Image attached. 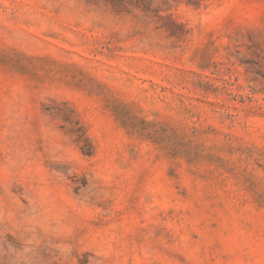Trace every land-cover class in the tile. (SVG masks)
Listing matches in <instances>:
<instances>
[{
    "label": "rangeland",
    "instance_id": "obj_1",
    "mask_svg": "<svg viewBox=\"0 0 264 264\" xmlns=\"http://www.w3.org/2000/svg\"><path fill=\"white\" fill-rule=\"evenodd\" d=\"M0 264H264V0H0Z\"/></svg>",
    "mask_w": 264,
    "mask_h": 264
}]
</instances>
